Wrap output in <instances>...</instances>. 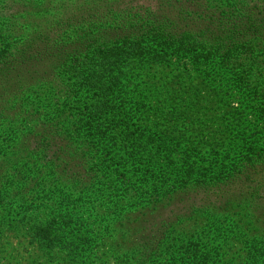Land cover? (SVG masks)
Instances as JSON below:
<instances>
[{
    "label": "trees",
    "instance_id": "1",
    "mask_svg": "<svg viewBox=\"0 0 264 264\" xmlns=\"http://www.w3.org/2000/svg\"><path fill=\"white\" fill-rule=\"evenodd\" d=\"M249 4L0 0V206L32 241L125 257L119 219L172 201L183 211L132 242L140 264H264V10ZM160 66L197 83L140 77ZM214 95L221 143L202 152L184 136Z\"/></svg>",
    "mask_w": 264,
    "mask_h": 264
},
{
    "label": "rangeland",
    "instance_id": "2",
    "mask_svg": "<svg viewBox=\"0 0 264 264\" xmlns=\"http://www.w3.org/2000/svg\"><path fill=\"white\" fill-rule=\"evenodd\" d=\"M248 6L252 7L251 11H254L255 13L261 8V10H264V0H250V4ZM176 74H179V69L175 66H171L170 69L161 68L160 66L154 69L150 67L147 68L142 75L140 74V77H149L146 78L147 82L145 81L148 85L153 84V86H158V84L164 82L176 92V95L181 93V89L186 90L188 86H195L197 83V80L193 77L190 83L188 80L183 79L182 83L179 81V84H175L171 81H173V76ZM138 75L137 71L136 76ZM137 84L138 87L141 88L140 84ZM216 96L213 98V103L210 106L203 107V109L206 107L210 109L208 114L201 112L199 115L200 117L205 115L211 118L205 123L206 129L198 130L197 128L194 132V129H192L193 126H190L187 131L188 134H185L184 136V139L197 142V145L194 147L196 150L202 149V152L209 149L208 146L203 145H206L208 142L210 143L211 137L215 140L213 144L220 142L219 137L217 136L219 135L218 132L220 127H216L217 122L213 117L214 115H217L218 109L220 110ZM161 127L162 128L159 130L152 129V133L156 135H168V126L161 123ZM216 137L218 138L215 139ZM123 168L120 172H123L128 177L134 167L131 164V161H129L123 165ZM184 197V194H180L176 199H182ZM173 204L172 201H166L156 207L142 209V214L139 216L137 215V212H131L128 217L125 216L127 217L125 222L119 219L117 224L121 225L123 223L124 228H126L127 232L130 233L129 240L126 239L125 241V245L127 247L126 251L129 252L125 254V257L117 256L114 251L115 248L103 249L102 245H98L99 242H88L89 246L84 244L82 247L81 242L80 245H78L76 241H73V245L70 247H62L59 244H55L52 251L43 250L36 242L30 239V224L26 223L25 227H20V223H17L18 216L16 215V211L5 210L4 207L0 206V264H140L143 261V257L137 255V253L132 255L131 250L134 247L132 242L136 241L137 236L143 239L152 238L151 236L154 232H156L160 225L161 219L159 217L161 215L168 216L171 213L183 211V208L179 207L180 205L177 206L175 203ZM49 210L50 209L40 210V213L44 211L48 212ZM134 214L136 219L133 220L134 217L130 216H133ZM183 224L184 227L188 229L190 223L185 222ZM165 225L166 223L164 226ZM166 233L171 236L177 235L175 229H173L171 225L167 226ZM92 246H94L93 249ZM75 247H78L77 251L72 250ZM229 260L230 258L226 261L231 262L232 264H234V262H240L239 260ZM159 262H162L161 264H163V259H158L157 264Z\"/></svg>",
    "mask_w": 264,
    "mask_h": 264
}]
</instances>
